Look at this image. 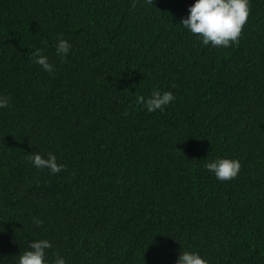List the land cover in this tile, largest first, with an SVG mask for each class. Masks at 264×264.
<instances>
[{
  "label": "trees",
  "instance_id": "trees-1",
  "mask_svg": "<svg viewBox=\"0 0 264 264\" xmlns=\"http://www.w3.org/2000/svg\"><path fill=\"white\" fill-rule=\"evenodd\" d=\"M193 2L0 0L3 264L41 238L67 264H175L185 248L264 264V0L227 48L179 24ZM154 89L175 96L164 111L139 102ZM217 157L240 161L234 179L206 170Z\"/></svg>",
  "mask_w": 264,
  "mask_h": 264
},
{
  "label": "clouds",
  "instance_id": "clouds-1",
  "mask_svg": "<svg viewBox=\"0 0 264 264\" xmlns=\"http://www.w3.org/2000/svg\"><path fill=\"white\" fill-rule=\"evenodd\" d=\"M133 2L135 4V0ZM145 3H153V0H145ZM249 13L250 0H194L188 7L187 16L182 18L179 24L186 31L197 34L202 45L227 48L239 43ZM70 47L69 42L61 34L55 45L56 54L64 58L69 53ZM30 58L43 70L50 74L53 72L54 65L49 62L48 56L42 54L41 49H36ZM174 100L175 96L171 91L156 89L147 97H139V102L148 112L164 111L165 107ZM8 104V98L0 95V108L7 107ZM29 158L35 168H47L53 174L65 167L57 162L53 153H48L45 158L39 152H34ZM204 167L213 173L218 181H227L237 176L241 163L235 158L217 157L207 162ZM34 222L37 225L43 224V220L40 219H35ZM29 245L18 255L16 264H67L65 258L58 253L51 260L47 258L46 250L52 247L51 241L47 238L29 241ZM0 264H3V259H0ZM175 264H209V261L199 252L185 248L178 254Z\"/></svg>",
  "mask_w": 264,
  "mask_h": 264
}]
</instances>
